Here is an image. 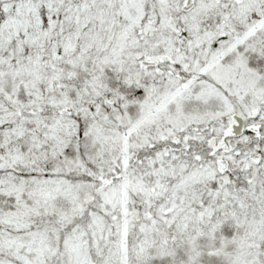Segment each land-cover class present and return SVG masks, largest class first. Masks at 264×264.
<instances>
[{
  "label": "snow or ice",
  "instance_id": "obj_1",
  "mask_svg": "<svg viewBox=\"0 0 264 264\" xmlns=\"http://www.w3.org/2000/svg\"><path fill=\"white\" fill-rule=\"evenodd\" d=\"M0 264H264V0H0Z\"/></svg>",
  "mask_w": 264,
  "mask_h": 264
}]
</instances>
